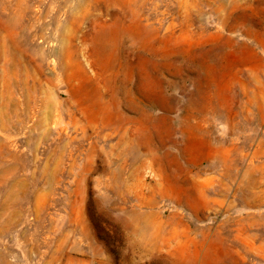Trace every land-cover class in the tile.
I'll return each mask as SVG.
<instances>
[{
    "label": "rangeland",
    "instance_id": "374dc122",
    "mask_svg": "<svg viewBox=\"0 0 264 264\" xmlns=\"http://www.w3.org/2000/svg\"><path fill=\"white\" fill-rule=\"evenodd\" d=\"M0 264H264V0H0Z\"/></svg>",
    "mask_w": 264,
    "mask_h": 264
}]
</instances>
